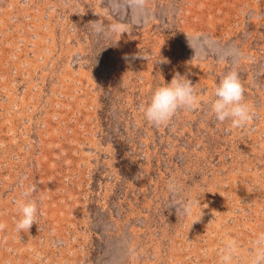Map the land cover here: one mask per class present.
<instances>
[{"label":"rangeland","instance_id":"rangeland-1","mask_svg":"<svg viewBox=\"0 0 264 264\" xmlns=\"http://www.w3.org/2000/svg\"><path fill=\"white\" fill-rule=\"evenodd\" d=\"M0 264H264V0H0Z\"/></svg>","mask_w":264,"mask_h":264}]
</instances>
